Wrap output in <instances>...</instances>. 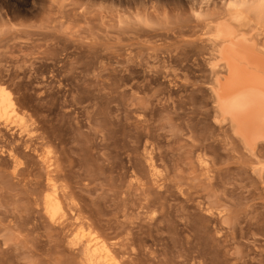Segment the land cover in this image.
I'll use <instances>...</instances> for the list:
<instances>
[{
    "label": "rangeland",
    "instance_id": "rangeland-1",
    "mask_svg": "<svg viewBox=\"0 0 264 264\" xmlns=\"http://www.w3.org/2000/svg\"><path fill=\"white\" fill-rule=\"evenodd\" d=\"M226 1L0 0L25 114L0 130V264H85L88 233L108 264H264V144L213 101Z\"/></svg>",
    "mask_w": 264,
    "mask_h": 264
},
{
    "label": "bare ground",
    "instance_id": "bare-ground-1",
    "mask_svg": "<svg viewBox=\"0 0 264 264\" xmlns=\"http://www.w3.org/2000/svg\"><path fill=\"white\" fill-rule=\"evenodd\" d=\"M226 2L229 19L219 21L211 29L219 55L214 66L211 65L215 76L213 101L218 108V117H222L219 119L229 123L237 141L246 150L254 151L258 145L264 144V0ZM16 104L9 88L0 81V130H6L14 121L24 122L25 114ZM18 122L15 124L19 125ZM8 156L13 162L17 158L13 153ZM204 166L207 165L204 163ZM151 168L155 172L152 163ZM50 177L44 199L45 213L52 221H62L61 198ZM85 238L82 239L85 264L116 262L110 249L96 244L93 233H88Z\"/></svg>",
    "mask_w": 264,
    "mask_h": 264
}]
</instances>
